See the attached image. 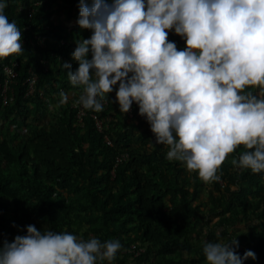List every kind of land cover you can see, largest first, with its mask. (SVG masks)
Masks as SVG:
<instances>
[{
	"label": "trees",
	"instance_id": "16d2710c",
	"mask_svg": "<svg viewBox=\"0 0 264 264\" xmlns=\"http://www.w3.org/2000/svg\"><path fill=\"white\" fill-rule=\"evenodd\" d=\"M33 1L7 0L5 9L22 30L25 51L16 57L17 77L5 104L0 93V241L11 242L33 224L101 242L119 239L122 249L112 264H206V240L235 237L240 255L256 253L244 264H264V175L232 165L243 147L228 156L219 181L204 183L166 159L169 149L155 144L138 105L131 116L119 111L118 84L104 110H87L80 126L69 101L59 105L57 96L82 90L61 65L78 67L70 33L89 38L91 31L76 24L78 0ZM52 4L63 10L61 20L52 16ZM39 34L46 35L45 47L35 43ZM168 38L184 48L174 31ZM10 57L0 59V73ZM91 113L111 117L102 132ZM124 152L127 158L117 162Z\"/></svg>",
	"mask_w": 264,
	"mask_h": 264
},
{
	"label": "clouds",
	"instance_id": "9594fccd",
	"mask_svg": "<svg viewBox=\"0 0 264 264\" xmlns=\"http://www.w3.org/2000/svg\"><path fill=\"white\" fill-rule=\"evenodd\" d=\"M7 6L0 0V59L25 51ZM78 8L76 24L91 36L71 53L77 68L61 65L82 89L74 106L99 113L118 84L119 111L138 105L155 144L169 149L168 161L212 183L242 146L232 165L264 175V0H78ZM172 31L183 49L169 40ZM59 97V105L68 102L64 91ZM24 227L25 234L0 241V264H112L122 249L119 239ZM239 246L235 237L206 240V264L257 259L252 250L240 255Z\"/></svg>",
	"mask_w": 264,
	"mask_h": 264
},
{
	"label": "built area",
	"instance_id": "2783aa9c",
	"mask_svg": "<svg viewBox=\"0 0 264 264\" xmlns=\"http://www.w3.org/2000/svg\"><path fill=\"white\" fill-rule=\"evenodd\" d=\"M34 4H37V2H35V0L33 1V5ZM32 11H33V7L30 8V14L32 13ZM49 25L50 24H44V28L48 29ZM45 39H46L45 34H39V35L35 36V40H36L35 43L37 45H39L40 47H45L46 46ZM69 42L71 44V40ZM23 44H24V39H23ZM60 44H62V45L65 44L64 40L61 39ZM16 57L17 56H11L7 62L2 64L1 73H0V77H1L0 93L2 96V103L3 104H5L7 102L8 95L12 91V85L16 81L17 68L19 66V63H18V60L16 59ZM33 80H34V76L29 78L30 84H32ZM32 91H33V89L31 87L29 89L27 95H30L32 93ZM81 92H82V90L78 93L77 96H75V97L73 96L71 99L68 100L70 103L69 107L74 110V116H75L76 122L80 126H82L84 123V118L87 115V110L84 109L82 106H74V102L78 99ZM104 105H106L105 101H104ZM132 114H133V110L131 109V111L129 113H127V115L131 116ZM91 117L94 120L95 128L100 132H102V130L105 128V125L107 124V122L111 119V117L109 115L101 116V115L95 114V113H91ZM127 156L128 155L125 152L121 153L119 156L116 157V161L120 162V161L126 159ZM239 249H240V252L243 251V247H239ZM123 251H125V250H123Z\"/></svg>",
	"mask_w": 264,
	"mask_h": 264
},
{
	"label": "rangeland",
	"instance_id": "374dc122",
	"mask_svg": "<svg viewBox=\"0 0 264 264\" xmlns=\"http://www.w3.org/2000/svg\"><path fill=\"white\" fill-rule=\"evenodd\" d=\"M89 1H91V0H89ZM51 9H52V12L51 13H52V16L53 17H56L59 20H61L63 18V10H61L57 6V4H52ZM69 37H70V40H71V44L73 46V50L77 46V43L76 42H79L80 40L83 39L82 37L78 36V34L75 33V32L70 33ZM66 94L68 95L69 99H71L73 97V95L70 94V91H67ZM57 98H58V100H60V97L59 96H57ZM240 225L241 224H239L238 226L240 227Z\"/></svg>",
	"mask_w": 264,
	"mask_h": 264
}]
</instances>
